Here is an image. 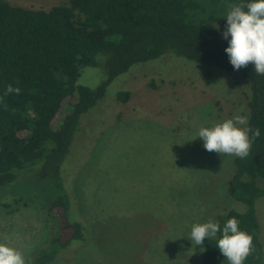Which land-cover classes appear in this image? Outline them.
<instances>
[{"label":"rangeland","instance_id":"374dc122","mask_svg":"<svg viewBox=\"0 0 264 264\" xmlns=\"http://www.w3.org/2000/svg\"><path fill=\"white\" fill-rule=\"evenodd\" d=\"M7 1L33 10L67 3ZM106 78L105 68L87 67L78 85L96 90ZM122 92H130L127 103L116 100ZM247 95L250 100L240 77L171 53L118 76L81 118L63 166L88 242L64 253L62 261L80 251L81 264H202L205 251L187 239L191 225L218 222L219 215L247 206L228 194L236 156L208 152L196 136L200 128L237 115L250 119ZM46 183L29 169L0 187V243L27 261L53 232L48 208L54 194ZM16 199L23 203L15 205ZM256 210L264 244V197Z\"/></svg>","mask_w":264,"mask_h":264},{"label":"trees","instance_id":"16d2710c","mask_svg":"<svg viewBox=\"0 0 264 264\" xmlns=\"http://www.w3.org/2000/svg\"><path fill=\"white\" fill-rule=\"evenodd\" d=\"M247 2L67 0L49 10H33L0 0V187L34 169L54 194L48 208L53 232L29 264H81L84 260L78 251L72 261H62L64 253L88 242V228L66 181V168L63 171L81 118L105 98L118 76L169 53L234 74L252 92L251 99L246 98L249 125L259 128L261 136L252 143L248 157H235V172L228 182L229 196L247 210L231 209L218 216V223L222 228L227 220L237 218L240 229L253 238L244 264H264L256 210V202L264 197L260 187L264 181V75H258L251 63L234 70L222 37L228 11ZM99 66L105 68L107 78L98 89L78 85L85 68ZM10 84L21 93L5 96ZM129 99L130 92H122L116 100L127 103ZM20 203L23 199L14 201ZM202 264H227L216 239L207 243Z\"/></svg>","mask_w":264,"mask_h":264},{"label":"clouds","instance_id":"9594fccd","mask_svg":"<svg viewBox=\"0 0 264 264\" xmlns=\"http://www.w3.org/2000/svg\"><path fill=\"white\" fill-rule=\"evenodd\" d=\"M222 37L227 41L225 53L234 70L254 65L258 75H264V0H248L246 4L231 7L226 17ZM21 89L8 85L4 95H19ZM261 136V130H253L249 117L237 115L212 127L199 129L196 138L203 141L208 152L234 155L240 159L248 157L252 143ZM219 233V238H217ZM216 239V248L227 264H244L252 250L253 238L239 227V221L233 217L221 228L218 222L208 220L205 223H193L189 239L200 246L203 253L205 239ZM0 264H29L25 256L14 247L0 243Z\"/></svg>","mask_w":264,"mask_h":264}]
</instances>
